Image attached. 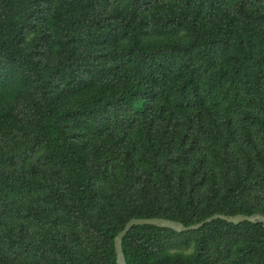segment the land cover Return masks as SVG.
Masks as SVG:
<instances>
[{"label": "trees", "instance_id": "trees-1", "mask_svg": "<svg viewBox=\"0 0 264 264\" xmlns=\"http://www.w3.org/2000/svg\"><path fill=\"white\" fill-rule=\"evenodd\" d=\"M264 215V0H0V264H116L133 218ZM127 264H264V225H135Z\"/></svg>", "mask_w": 264, "mask_h": 264}, {"label": "water", "instance_id": "water-1", "mask_svg": "<svg viewBox=\"0 0 264 264\" xmlns=\"http://www.w3.org/2000/svg\"><path fill=\"white\" fill-rule=\"evenodd\" d=\"M214 219H221L233 224L248 221L251 223H262L264 225V215L257 212L252 214L237 213L233 215L214 213L201 221L189 225H185L184 223L178 220H173L164 217H133L125 223L123 228L114 237L116 264H127L122 250V239L128 233V231L135 225H154L157 227L169 228L176 232H184L188 230H196L200 228L203 224L210 222Z\"/></svg>", "mask_w": 264, "mask_h": 264}]
</instances>
